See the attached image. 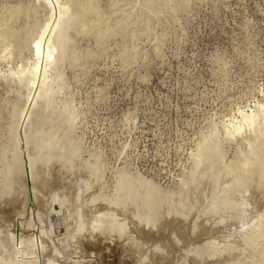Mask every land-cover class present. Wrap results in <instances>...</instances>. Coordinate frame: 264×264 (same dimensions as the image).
<instances>
[{"label": "rangeland", "instance_id": "rangeland-1", "mask_svg": "<svg viewBox=\"0 0 264 264\" xmlns=\"http://www.w3.org/2000/svg\"><path fill=\"white\" fill-rule=\"evenodd\" d=\"M60 6L29 106L19 75ZM257 108L256 133L226 137ZM67 223L143 264H264V0H0V264L27 240L78 259Z\"/></svg>", "mask_w": 264, "mask_h": 264}, {"label": "bare ground", "instance_id": "bare-ground-1", "mask_svg": "<svg viewBox=\"0 0 264 264\" xmlns=\"http://www.w3.org/2000/svg\"><path fill=\"white\" fill-rule=\"evenodd\" d=\"M58 9H59L58 12H55V8H53V13H52L51 17L49 18V20L47 21V23L44 25V27H43V29L41 31L40 36L37 38V40L35 42V45H34V55H35V59L33 61V64L28 69L23 70L21 72V74L19 75V78L20 79H26V82H27V85H28L27 88L29 90L28 94H29V96L32 95V97L31 96L28 97V100L30 102L29 103V106L35 100H36L35 103H37L38 102V100H37L38 97L40 95H42V93L45 92L46 89H47V87H48V80L50 79L49 68L51 67V65H52V63L54 61V56H55V53H56L54 35H55V33L59 29H61V27L63 26V23H65L64 21L68 20L69 17L71 16L70 15V11L68 10L69 9L68 7L66 8V6H60ZM32 106H33V104H32ZM258 108H257L256 111H253V112H247L246 110H245V112H243V110H242V113L240 112L241 113V117L238 119L237 122H233L232 121V122L226 124L224 126V131H225L226 137H234L235 138L236 135L242 134L247 129L249 131H252V132H255L256 133L259 130V126L262 123V117H263V110L262 109H258ZM261 108H263V107H261ZM211 135H213V134L211 133ZM218 136H220V135L218 134ZM212 141L213 140H211V142ZM217 143H219V141ZM213 144H216V143H213ZM217 146H218V144H217ZM217 146H215V147L217 148ZM205 147H207V146H205ZM214 150L216 151L215 148H214ZM200 165H202V164L200 163ZM52 195H53V197L51 198L52 199L51 200L52 201V211L51 212L56 213L55 215H52V216L55 217V220L54 221L59 222L58 219L61 218L59 214L63 211L64 208H66V205L68 204L69 200L66 199V198H64L63 197L64 195L61 196L62 194L59 195V193H57V192H53ZM37 204H39V203H37ZM50 204H51V202H50ZM16 210H17V208H16ZM69 210H68V212H69ZM73 217H74V215L72 216V213L71 212L69 213V216L67 215V218L69 220L72 219V221L74 219ZM76 221H78V220H76ZM70 224L67 223V225H65V227H66V230H65L66 231V234H64V239L62 241H70V238L76 237V239L79 240V241H77V243H79L80 245L79 246H68V247L66 246L67 247L66 248L67 250H64V247L65 246L64 247L62 246V247H63V250L66 253H71L72 255L75 254L77 256L79 255L78 259L71 260L69 262L63 261L62 260L63 258L60 256L62 254V252H61L62 248L61 249L59 248L60 249V251H59L58 248H57L58 246H54V245L53 246H47L45 244H43V245L41 244V246H28V243L29 242L27 240V241H25L26 242V246H18V248H16L17 249V252L16 251H15L16 253L13 252V254H15L16 255V258H17V261L16 262L18 264H143V261L142 260H144V259L141 260L139 258V255H137V257H135V255H134V258L131 257L132 256L131 254H133V252H135V251H138L139 252L138 249L135 250V248H136L135 246H130V245L129 246H117V248L116 247H113L112 248V246H108V245L107 246H102L101 244H103V242L105 241V236L104 235H101L100 236V234H94V233H85L83 235H78V234H76V231L77 230H75V228H77V226L74 225V224H73V226H70ZM135 225H138V223L135 224ZM139 226H141V224H139ZM254 226H255V224H254ZM53 227H54V225H53ZM49 229H50V227H49ZM140 229H141V227H140ZM134 234H136V233L134 232ZM92 240H96L97 243H99V245H97ZM120 243L117 242L116 244H120ZM24 244H22V245H24ZM122 244H125V243H122ZM147 250H145V251H147ZM64 251H63V254L65 253ZM107 251H110V252L114 253V258H112L111 260L107 259V258L110 257V254H109V256H107V253H106ZM120 251H121V253H120ZM118 253H120V254L117 256ZM135 254H136V252H135ZM140 254H141V252H140ZM146 255L148 256L147 253H146ZM93 256H94V259L92 258ZM105 257H107V258L104 260L103 258H105ZM130 257L132 259H135V258H137V259L132 260ZM153 258H160V257L159 256L158 257L155 256ZM165 258L166 257H164V259ZM162 259L163 258H161V260ZM161 260H160V262L162 263L163 260L162 261ZM167 260H168V256H167ZM166 261H165V264H167ZM144 262L146 263V261H144ZM154 262L156 264V260L155 259L153 260V263Z\"/></svg>", "mask_w": 264, "mask_h": 264}]
</instances>
